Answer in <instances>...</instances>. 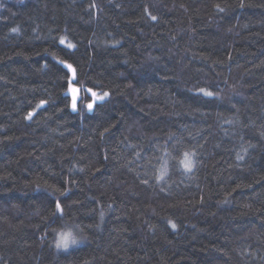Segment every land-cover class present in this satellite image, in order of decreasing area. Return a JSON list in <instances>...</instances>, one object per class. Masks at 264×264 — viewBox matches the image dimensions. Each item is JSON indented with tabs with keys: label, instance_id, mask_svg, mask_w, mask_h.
I'll return each instance as SVG.
<instances>
[{
	"label": "trees",
	"instance_id": "trees-1",
	"mask_svg": "<svg viewBox=\"0 0 264 264\" xmlns=\"http://www.w3.org/2000/svg\"><path fill=\"white\" fill-rule=\"evenodd\" d=\"M0 264H264V0H0Z\"/></svg>",
	"mask_w": 264,
	"mask_h": 264
},
{
	"label": "snow or ice",
	"instance_id": "snow-or-ice-1",
	"mask_svg": "<svg viewBox=\"0 0 264 264\" xmlns=\"http://www.w3.org/2000/svg\"><path fill=\"white\" fill-rule=\"evenodd\" d=\"M153 19H155V17H152ZM61 43H64V41L62 40ZM68 47H73V45L69 44ZM69 69H71V65H68L67 66ZM74 71V70H73ZM70 91L73 93V97H72V107H73V110L76 109V103H77V97L75 95V93L78 91L76 88H70ZM92 95L94 97H96V93H92ZM105 96L107 95V93L104 94ZM205 95L207 96H211L212 93L210 92H207L205 93ZM97 99H103V96L101 97H96ZM93 107V104L92 103H89L88 104V108L89 110H91ZM30 118V117H29ZM185 163V168L188 170V171H191V161L187 160L184 162ZM60 205L57 204V208L59 209ZM173 227H175V225H173ZM77 241L75 239V237L72 235L71 232H68V233H63L61 234V237H60V240L59 242L57 243V248H64V249H67L69 247L70 244H76Z\"/></svg>",
	"mask_w": 264,
	"mask_h": 264
},
{
	"label": "rangeland",
	"instance_id": "rangeland-1",
	"mask_svg": "<svg viewBox=\"0 0 264 264\" xmlns=\"http://www.w3.org/2000/svg\"><path fill=\"white\" fill-rule=\"evenodd\" d=\"M68 232H71L72 235H73V236L75 237V239L77 240L75 233H74L72 230H70V229H67V230L62 231L61 233H59V234H58V238H57V240H58V241L60 240L61 234H63V233H68ZM77 243H78V241H77ZM70 245H71V244H70ZM70 245H69V246H70ZM63 249H64V248H63Z\"/></svg>",
	"mask_w": 264,
	"mask_h": 264
}]
</instances>
